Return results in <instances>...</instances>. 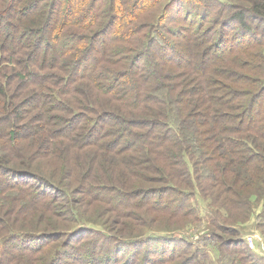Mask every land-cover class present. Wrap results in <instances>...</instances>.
Here are the masks:
<instances>
[{
	"label": "trees",
	"instance_id": "trees-1",
	"mask_svg": "<svg viewBox=\"0 0 264 264\" xmlns=\"http://www.w3.org/2000/svg\"><path fill=\"white\" fill-rule=\"evenodd\" d=\"M259 204L264 0H0V264H264Z\"/></svg>",
	"mask_w": 264,
	"mask_h": 264
},
{
	"label": "rangeland",
	"instance_id": "rangeland-1",
	"mask_svg": "<svg viewBox=\"0 0 264 264\" xmlns=\"http://www.w3.org/2000/svg\"><path fill=\"white\" fill-rule=\"evenodd\" d=\"M193 205L197 208V210H199V214L200 216H204L206 213V202H204L203 200H201L200 198L196 197L193 200ZM260 204L259 206H257L254 209L253 215L251 216V218L245 223L242 224L240 226L241 231L243 233L244 236V240L247 237H252L255 236L257 238V240L255 241V246L256 247H260V245H262L261 248H264V239L261 236V233L259 230H257V223L259 222V220L256 218V216L260 213ZM85 226L87 227H91L94 228L96 230H101V225L102 223L98 222V220L96 218L94 219H89L88 223H83ZM206 223L204 222V225H188L182 229H178V230H169V231H160V230H151V231H145V230H141L143 235L144 234H156V235H179L182 238H186L191 242H196V240L199 237H203L204 234H206ZM247 248L249 249V247L247 246ZM251 250V249H249ZM252 251V250H251ZM255 251V250H254ZM252 251L253 253H256ZM208 260L206 262V264H229V261L227 259L221 260L219 257V253L217 252L216 249H214L211 246L208 247ZM257 254V253H256ZM258 255V254H257ZM259 256V255H258ZM261 257V256H260Z\"/></svg>",
	"mask_w": 264,
	"mask_h": 264
},
{
	"label": "built area",
	"instance_id": "built-area-1",
	"mask_svg": "<svg viewBox=\"0 0 264 264\" xmlns=\"http://www.w3.org/2000/svg\"><path fill=\"white\" fill-rule=\"evenodd\" d=\"M256 240L257 238L255 236L245 238V242L247 243L249 249H251L252 251L255 250L254 252H256L259 256L264 258V248H261L262 245H260V247H256L255 246Z\"/></svg>",
	"mask_w": 264,
	"mask_h": 264
}]
</instances>
